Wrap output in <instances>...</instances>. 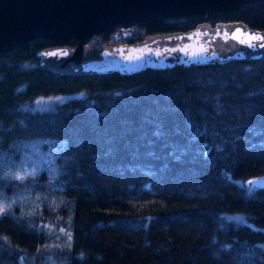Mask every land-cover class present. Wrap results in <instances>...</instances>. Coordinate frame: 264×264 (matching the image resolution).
I'll return each instance as SVG.
<instances>
[{"label":"trees","instance_id":"obj_1","mask_svg":"<svg viewBox=\"0 0 264 264\" xmlns=\"http://www.w3.org/2000/svg\"><path fill=\"white\" fill-rule=\"evenodd\" d=\"M230 19L264 27V0L83 42ZM55 41L0 52V264H264V186L242 181L264 175V56L74 74L38 63Z\"/></svg>","mask_w":264,"mask_h":264},{"label":"water","instance_id":"obj_2","mask_svg":"<svg viewBox=\"0 0 264 264\" xmlns=\"http://www.w3.org/2000/svg\"><path fill=\"white\" fill-rule=\"evenodd\" d=\"M249 1L254 0H0V52L13 47L29 50L28 41L36 36L57 40L34 50L37 61L41 66L74 74L111 70L128 73L146 66L158 68L264 56L261 47L264 27L249 26L240 19L214 23L201 20L187 28L153 31L136 40L106 42L94 48L83 42L117 23L151 21L165 15H202L206 11L237 9ZM169 37L180 39L169 42ZM69 39L74 42L68 43ZM250 45H255V50ZM177 46H186L185 59H176L185 55L181 51H167L164 54L172 59L165 64L154 63V58L139 66L123 64L149 53L150 49L163 51ZM238 50L247 55H239ZM65 52L69 54L65 56ZM195 56L207 58L197 60ZM242 181L247 185L249 181H258L253 186L261 187L264 175L247 176Z\"/></svg>","mask_w":264,"mask_h":264},{"label":"snow or ice","instance_id":"obj_3","mask_svg":"<svg viewBox=\"0 0 264 264\" xmlns=\"http://www.w3.org/2000/svg\"><path fill=\"white\" fill-rule=\"evenodd\" d=\"M167 39L170 42L172 39H180V38H172V37H169ZM154 43L160 44V43H163V42H161V41H155ZM250 47H252L253 50H255V48H256L255 45H250ZM261 47H264V45H261ZM206 50L207 49H205V51ZM167 51H173V52H175V51H181V52H183L185 55H182L180 57H176V59H178V60H183L188 55L186 46L184 48H180L179 46H177L176 48H168V47H166L163 51L160 48H156L155 50L150 49L149 50V53H146L144 55L138 56L134 60H126V61H124L123 64L126 65V66H139L140 64H147L149 62V59H153V58H154V61H153L154 63L165 64V61L166 60L172 59V57L166 56L164 54ZM68 54L69 53H67V52L64 53L65 56H67ZM239 55L243 56V55H247V53H244L243 51H239ZM194 58L197 59V60H201V59H205L207 57H204V56H195ZM84 70L87 71L88 69L85 68ZM41 103H42V101H41ZM152 135L154 137H156V138H160L161 136H163L164 135V132L162 131V125L157 124L155 126L154 130H153ZM205 147H207V146L205 145ZM63 148H64V145L61 144L60 145V148H58V151H62ZM217 148H218V150H220L219 149V146H217ZM185 154H186V150H184V149H181L180 152H179V154H177L176 151H172V152L169 153V155L172 156L174 158V160L177 161V162ZM150 155H154V153H150ZM202 155H204L205 157H207L208 153L207 152H204V153H202ZM15 179L19 180V179H23V177L17 174V175H15ZM258 183H259L258 181H249L248 190L251 191L252 190V186L253 185H257ZM2 211H3V209H0V212H2Z\"/></svg>","mask_w":264,"mask_h":264},{"label":"rangeland","instance_id":"obj_4","mask_svg":"<svg viewBox=\"0 0 264 264\" xmlns=\"http://www.w3.org/2000/svg\"><path fill=\"white\" fill-rule=\"evenodd\" d=\"M130 26H119L115 29V34H121L125 31H127L129 29ZM54 99V97H51V96H40V97H37L33 100H31L30 104L33 105V106H44V105H48L52 102V100ZM42 101V103H41ZM37 166V162L36 161H28L25 165H23L22 169L18 172V174H22L23 172L24 173H27V174H30V173H33L35 172V167ZM1 204H0V208H1ZM229 215L231 216H234V217H239L240 214L238 213H229Z\"/></svg>","mask_w":264,"mask_h":264},{"label":"flooded vegetation","instance_id":"obj_5","mask_svg":"<svg viewBox=\"0 0 264 264\" xmlns=\"http://www.w3.org/2000/svg\"><path fill=\"white\" fill-rule=\"evenodd\" d=\"M97 34V33H96ZM95 34H92V35H90V36H88L87 38H89V40H91V41H96L97 39H95V38H92L93 36H94ZM87 38H85V39H87ZM88 40V39H87ZM57 42H59V41H55V42H53V43H57ZM67 42L68 43H73L74 42V39H69V40H67ZM50 44H52V43H50ZM99 45V44H98ZM97 46V45H96ZM95 46V47H96ZM92 47V46H91ZM92 48H94V47H92Z\"/></svg>","mask_w":264,"mask_h":264},{"label":"bare ground","instance_id":"obj_6","mask_svg":"<svg viewBox=\"0 0 264 264\" xmlns=\"http://www.w3.org/2000/svg\"><path fill=\"white\" fill-rule=\"evenodd\" d=\"M245 184V183H244ZM255 187V186H254Z\"/></svg>","mask_w":264,"mask_h":264},{"label":"clouds","instance_id":"obj_7","mask_svg":"<svg viewBox=\"0 0 264 264\" xmlns=\"http://www.w3.org/2000/svg\"><path fill=\"white\" fill-rule=\"evenodd\" d=\"M82 255V254H81Z\"/></svg>","mask_w":264,"mask_h":264}]
</instances>
